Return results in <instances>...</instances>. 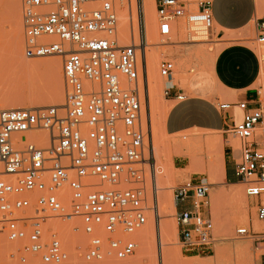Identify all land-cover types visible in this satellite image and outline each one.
<instances>
[{"label": "built area", "instance_id": "2783aa9c", "mask_svg": "<svg viewBox=\"0 0 264 264\" xmlns=\"http://www.w3.org/2000/svg\"><path fill=\"white\" fill-rule=\"evenodd\" d=\"M157 34L166 42L183 25L189 41H209L214 29L213 0H155ZM137 13L139 44H120L119 11ZM24 53L60 55L66 103L0 110L1 231L14 242L19 264L39 257L60 264L72 253L64 239L80 217L89 244L86 260L125 259L139 247L137 233L158 221L157 152L142 121L140 77L148 88L144 0H21ZM264 42V20L258 22ZM176 62L164 57L159 73L170 81L165 97L185 95L173 82ZM257 110L247 100L224 102L244 111L227 133L239 139L235 174L254 199L261 227H239V236L264 243V84L257 87ZM227 141H229L227 139ZM212 183L187 178L173 189L181 245L208 250L216 236L210 207ZM264 250V245L257 247ZM14 255V254H12ZM254 264H264V252Z\"/></svg>", "mask_w": 264, "mask_h": 264}, {"label": "rangeland", "instance_id": "374dc122", "mask_svg": "<svg viewBox=\"0 0 264 264\" xmlns=\"http://www.w3.org/2000/svg\"><path fill=\"white\" fill-rule=\"evenodd\" d=\"M255 1L256 18L254 22L260 20L262 21L264 20V0ZM12 3L13 0H0V110L3 109L1 106L6 104H4V102H10L9 100L13 98L15 99V96L18 97L16 98L17 105L20 103L22 107H38L46 105L61 106L62 104L66 103L67 99V90L63 74V59L60 55L44 57H28L25 55L21 0L16 9L13 8ZM154 4L156 5L155 0H144V15L145 11H149ZM124 10L125 9L123 8L119 11L118 34L120 44H139L140 36L135 6H133L132 11L127 9V13L129 15L128 23H125L126 20H124V18L121 19ZM15 15L18 16L22 25V28L17 35L13 31ZM146 17L147 16H145V19L148 27L147 40L149 43V46L146 50L147 58L149 59L150 54L153 52L154 45H152V42L155 38L158 42H160V45H158L157 48L160 54L156 53L158 56L156 73L159 80L161 81L160 85L158 86V97L161 99L163 105L171 109L176 101H169L164 95L163 90L166 85V77H162L159 73V65L161 60L166 56L173 58L176 56L183 57L181 59L177 58V60L174 59V61L176 60V68L173 78H175L174 82H177L179 87L187 90L188 88L186 84L189 83L193 77L197 76V78L201 80L200 82L204 83L206 82V78H210V74L207 70L209 69L221 46L216 44L217 35L213 32V30L209 34V41H189L185 35L184 37L186 39L184 38L183 42H174V40L176 41L179 39L178 34L180 32V28H178V31L173 33L174 37H172V41L166 42L165 40H162V38L157 34L156 14L154 15V19L152 21H149ZM122 30L126 31L125 35H121L120 32H122ZM184 34L186 33L184 32ZM248 44L254 47L259 54L262 65L259 84H264V42L258 41L257 33L255 32L253 33L252 38L248 39ZM199 49H201L203 52ZM200 51L203 54H201ZM138 54L140 61L142 51L141 54L140 51ZM20 59H22L27 64L39 63L41 64V67L35 70L29 68V70L24 62H20ZM49 61H56L57 63L62 82L60 87H56L52 80L48 66ZM209 82L211 83V79ZM259 84L256 83L255 86L258 87ZM29 87H33L34 89H29ZM15 90L18 91V95H16L17 92ZM139 91L143 101V125L145 129L148 128L150 139L154 141L153 144L155 149L157 146L161 147V144H164L166 147H168L170 144L168 139L173 140L183 138V135H188V132L197 133L201 138L202 147H200L198 150L199 152L196 155L195 162L192 160V162L196 164H192L194 166H192L193 168H190L192 162L189 161L187 157L180 155L178 152H176V150H173L171 151V155L173 153L171 156L172 166L176 168L174 169L175 174L169 175L167 174L165 168L162 167L164 164H167V162H165L166 160L164 159V155L159 153V148L156 149V151L159 150V155H157V165L160 167L157 168V182L159 186L158 221H155L153 218H151L149 223L146 225V227L151 228V235L146 245L141 235L144 228L137 233L139 247L134 255L125 259L109 257L103 260H86L83 256V253L85 251L84 249H86L89 244V235L85 234L83 231L80 217H75L73 220H71V222H75L74 225L79 224L80 229L78 231H72V229L70 231V229H66L64 234L65 242L67 245H69L70 249L73 250L72 256L69 260L60 264H167V262L165 263L162 255L166 248H171L173 249L172 251L175 252L177 251V260L175 259L172 262L173 264H254V262L259 259L260 254L264 252V250L258 249L257 247L263 246L264 243L254 241L252 238L247 236H239L237 233V229L244 226H252L256 230H260V223L256 218V208L253 204L254 199L246 195L244 191V185L240 181L230 183L226 180L224 173V151H226L227 155L229 154L230 148L228 147V143L234 145L235 148H238L240 142L239 139L234 137L231 133L224 134L222 131H212L199 128L198 130L192 129L182 131L183 133H174L175 135L178 134L176 137L174 134H170L168 137L166 133L162 134L163 137L159 135L158 138L161 140L158 139L157 143L156 139L153 138L151 134V125L148 119L150 107L148 102V88L143 87L142 76L140 77ZM174 123L176 124L175 119L172 120V124ZM226 138L229 141H227ZM159 140L161 142H159ZM219 143L222 144V148ZM160 152L163 153V151ZM162 159L165 161L162 162ZM179 166L184 168H178ZM1 170H3L2 166H0V171ZM186 175L191 178L206 177L209 182L212 183V189L210 191V207L207 209L206 214L212 217L216 241L211 249L205 251H188L182 247L178 221L176 218V213L178 210L177 206L172 216L168 217L170 220H172V229L169 230L168 240L165 242L166 244H161L163 240L162 235H160L159 224L161 219L160 215L163 214V207L161 206L164 198L162 199L159 197H169V199H172V201L175 202L173 189L176 185L184 180ZM6 178H9V176L0 174V179ZM236 191L240 192V200L232 201V203L229 204L224 198V194L229 193L230 195ZM160 199H162L161 202L159 201ZM2 217L3 215L0 213V219ZM232 244H241L242 249H244L245 252L241 254L235 250L232 252V257L228 262L226 255H229V253L225 254L224 252ZM70 245H73V247ZM19 254L20 253L17 251L15 243L9 241L6 233L1 231L0 223V264H19ZM28 264L44 263L39 260V257H31V260Z\"/></svg>", "mask_w": 264, "mask_h": 264}, {"label": "crops", "instance_id": "0c3cea01", "mask_svg": "<svg viewBox=\"0 0 264 264\" xmlns=\"http://www.w3.org/2000/svg\"><path fill=\"white\" fill-rule=\"evenodd\" d=\"M212 15L213 32L217 35L216 44L221 48L207 70L210 78H206L205 83L200 82L197 76L193 77L186 84L187 90L182 87L177 89L185 95L184 100L178 101L174 96L166 98L169 101H176L166 119L169 134L193 128L222 131L226 134L242 120L244 111L237 104L228 109H221V103L247 100L251 110H257L259 107L255 85L259 84L262 65L258 52L248 44V39L252 38L253 33L256 32L257 37L259 33L257 27L259 21L254 22L256 1L213 0ZM177 58L183 57L176 56L173 59ZM173 119L176 124H172ZM224 154L225 178L230 183L238 182L239 178L234 168L239 150L230 149L228 155L226 151ZM187 178L190 177L186 175L184 180ZM189 206L187 203L177 205L178 210Z\"/></svg>", "mask_w": 264, "mask_h": 264}, {"label": "bare ground", "instance_id": "6f19581e", "mask_svg": "<svg viewBox=\"0 0 264 264\" xmlns=\"http://www.w3.org/2000/svg\"><path fill=\"white\" fill-rule=\"evenodd\" d=\"M19 3H20V0H13V3H12L13 4V8L16 9V7H17V5H19ZM124 9L125 10L122 13L121 19L124 18V20H126L125 23H128V17H129V15L127 13V9L128 8L125 7ZM155 14H156V5L155 4L151 7V9L149 11L148 10L145 11V16H147L146 18L149 21H152L154 19V15ZM21 26L22 25H21L20 19L18 18L17 15H15L13 31L16 33V35L20 32V30L22 28ZM179 28H180V32L178 34L179 35V39L176 40V41L174 40V42H183L184 41V38H185L184 36L186 35V34H184L185 28H184L183 25H181ZM120 33H121V35H125L126 31L122 30V32H120ZM18 37H20V36H18ZM172 37H174V35ZM152 45H154V49H153L152 54H150V58L149 59L147 58V52H146L147 47L149 46L148 40L145 43V46H142V56L140 57V61H141V58H145L146 59L145 61H146V65H147V77H148V83H149V85H148V99H149V101L148 102H149V105H150L148 119H149V123L151 125L150 128H151L152 137L155 138L156 141H157L158 139H160V138H158L159 135L162 136V134L166 133V135L168 137L170 136V134H168L167 129H166V119H167V116H168V114H169L171 109L169 107L163 105V103L161 102V99L158 97V94H159L158 93V89H159L158 86L160 85L161 81L159 80L158 75L156 73V68H157V62H158L157 61L158 60L157 54H160V52L158 51L157 48H158V45H160V42H158L154 38L153 42H152ZM199 50H201V49H199ZM202 52H201V54H203ZM138 56H139V54H138ZM20 62L23 63L24 61L22 59H20ZM24 64L27 65L28 69L30 68V69H34L35 70V69H39L41 67V64H39V63H37V64H32V63L31 64H27V63L24 62ZM48 66H49L51 77H52V80H53L55 86L56 87H60V85L62 83L61 82V75H60V73L58 71V66H57L56 61H49L48 62ZM22 67H23V65H22ZM174 80H175V78H173V81ZM167 81H169V78H166L165 82H167ZM30 88H33V87H29V89ZM32 90H30V91H32ZM16 92H17L16 95H18V91H16ZM16 98H18V97L15 96V99L13 98V99L9 100L10 102H4V104L5 103L6 104L1 106V108L9 109V108H15V107H22L20 103H18V105H17V101H16L17 99ZM22 98H24V97H22ZM18 101H19V99H18ZM34 104H36V103H34ZM141 113H142V110H141ZM193 129L198 130L199 128H193ZM190 130H192V129H190ZM176 135H178V134H176ZM176 135H175V137H176ZM175 137H173V138H175ZM171 138H172V136H171ZM160 140H159V142H161ZM168 141L170 143L168 147H166L164 144H161L160 145L161 147L157 146L156 149L159 148L160 151H163V153H161L158 150L160 154L164 155V159L166 160L165 161V160L162 159L163 160L162 162H164V161L167 162V164H164L162 167L165 168L167 174L174 175L175 174V170L174 169L176 167L172 166V159H171L172 157L171 156L173 155V153L171 155V151L176 150V152H178L180 155L187 157L189 159V161L192 162V160H194V162H195L196 155L199 152L198 150L200 149V147H202L201 146V138L199 137V135L197 133H189L188 132V135H183V138L173 139V140L168 139ZM157 143H158V141H157ZM219 144H220V146L222 148V144L221 143H219ZM235 149H237V148H235ZM158 151H156L157 155H159ZM174 153H175V151H174ZM192 164H196V163L192 162L190 168H193L192 166H194V165H192ZM157 173H158V171H157ZM224 173H225V171H224ZM159 198H162V199L164 198L163 201H162V206H161V207H163V211H162L163 214L160 215L161 219H160V224H159L160 235H162V240H163V241L161 240L162 241L161 244L164 245V244H166L165 242L168 240L169 230L172 229V220H170L168 217L172 216L173 212L176 210V204H175L174 201H172V199H169V197H159ZM224 198L228 201L229 204H231L232 201L240 200V192L236 191L235 193L230 194V195H229V193L228 194H224ZM162 199H160L159 201L161 202ZM232 206H233V204H232ZM256 218H257V216H256ZM260 227H261V225H260ZM150 229H151L150 227H146V229L144 228V230H142L143 232L141 231L142 232L141 233L142 239H143L145 245H146V243L149 240L150 235H151V230ZM70 246L73 247V245H70ZM172 250L173 249H171V248H166V250H164L163 253H162L163 258L165 260V263L167 262V264H173L172 262L176 259V256H178V254L176 253L177 251L175 252V251H172ZM235 250L238 253H241V254L245 252L244 249H242V245L241 244H232V245H230L224 252L225 254L229 253V255H226L228 262L230 261V259L232 257L231 256L232 252H234ZM72 251L73 250H71V253H72ZM224 259H225V257H224ZM204 264H206V263H204Z\"/></svg>", "mask_w": 264, "mask_h": 264}]
</instances>
